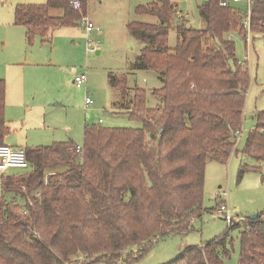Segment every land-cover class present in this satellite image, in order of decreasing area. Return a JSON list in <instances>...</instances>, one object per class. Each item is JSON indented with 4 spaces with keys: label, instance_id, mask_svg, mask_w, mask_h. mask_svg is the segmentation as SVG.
Returning a JSON list of instances; mask_svg holds the SVG:
<instances>
[{
    "label": "trees",
    "instance_id": "obj_1",
    "mask_svg": "<svg viewBox=\"0 0 264 264\" xmlns=\"http://www.w3.org/2000/svg\"><path fill=\"white\" fill-rule=\"evenodd\" d=\"M71 1L17 4L14 23L26 29L29 44L36 37L46 41L53 30L80 23L88 0H80L81 10ZM175 8L172 0H151L136 12L155 16L157 22L127 24L143 45L132 69L158 73L163 86L153 94L163 105L149 108L142 88L128 99L127 77L108 76L120 94L116 105L140 119L142 128L87 125L81 152L71 140L26 147L28 169L3 175L0 264L136 262L167 236L190 233L194 220L207 211V164L228 163L238 153L236 135L243 125L250 75L237 60L230 33L246 35L247 30L241 12L220 0L198 6L204 22L200 29L187 26L183 16L176 24ZM58 9L61 13L54 14ZM171 28L177 30L174 48ZM250 30L264 35V0L253 1ZM5 109L6 82L0 79V144L11 133ZM242 155L257 164L241 165L240 177L261 170L264 111L257 113ZM231 228L241 229L238 264H264V212ZM227 238L228 233L189 245L168 264H226ZM132 248L137 251L126 256Z\"/></svg>",
    "mask_w": 264,
    "mask_h": 264
},
{
    "label": "rangeland",
    "instance_id": "obj_2",
    "mask_svg": "<svg viewBox=\"0 0 264 264\" xmlns=\"http://www.w3.org/2000/svg\"><path fill=\"white\" fill-rule=\"evenodd\" d=\"M177 16L182 13L189 27L203 28L198 6L205 0H174ZM47 0H0V79L6 82L5 118L11 133L5 143L12 146H49L55 142L73 141L83 146L85 126L98 125L105 128L140 129L143 122L133 118L127 109L116 103L120 94L109 84V73L126 76L128 99L135 88L147 92V106L163 105V99L154 95L155 88L163 82L153 70L133 71L132 66L143 46L127 28L132 21L157 22L152 15L136 12L139 4L149 0H88L86 13L102 31L87 35L81 23L64 26L50 32L46 41L36 37L32 44L26 41L24 28L14 23L17 4L43 3ZM246 20L247 4L231 3ZM58 15L61 10H55ZM246 35L233 32L237 60L248 69L250 86L246 95L243 125L237 132L238 153L232 154L228 163L210 161L206 167L203 207L207 211L193 222V230L185 235L171 234L160 240L142 259L118 264H168L189 245H201L228 233L227 249L230 256L226 264H238L241 252L239 228L229 229L224 216L216 211L221 202L237 223H243L256 213L264 212V161L261 170L247 171L242 177L239 171L245 165L257 164L243 156L247 138L256 128L257 113L264 111V35L246 28ZM89 38L98 42L97 51H89ZM177 44V30L171 28L169 45ZM235 66L234 62L232 63ZM87 73V82L78 87L74 79ZM89 97L93 103L86 106ZM102 119V122H100ZM153 145V143H152ZM25 170L11 169L8 173ZM2 188L0 187V195ZM6 197L12 199L7 193ZM23 204L24 200L18 198ZM137 248L128 249L127 254ZM78 261H82L80 256ZM92 264H109L98 261Z\"/></svg>",
    "mask_w": 264,
    "mask_h": 264
},
{
    "label": "built area",
    "instance_id": "obj_3",
    "mask_svg": "<svg viewBox=\"0 0 264 264\" xmlns=\"http://www.w3.org/2000/svg\"><path fill=\"white\" fill-rule=\"evenodd\" d=\"M151 1V0H149ZM254 0H220L221 5L228 6L231 3H239L245 2L247 4V14L246 20L244 21V25L246 28L250 29V20H251V12H252V4ZM72 6L75 9L81 10L82 3L80 0H72ZM81 25L83 26L84 30L86 31L87 35L90 36L92 32L100 33L102 29L97 26L89 17L86 15L80 21ZM231 37V35H230ZM99 42V41H98ZM98 42L95 41L94 38H89L87 43V48L89 51H97L99 49ZM87 82V73H81L77 75L74 79V83L78 87H82ZM93 103L92 99L86 97L85 104L89 106ZM102 122V119H100ZM76 150L78 152L82 151V146H77ZM81 160L83 157L81 155ZM29 167V162L27 159V154L25 148L22 147H12L8 144H0V187L2 185V177L5 174H8L9 170L11 169H21L26 170ZM39 196V194H38ZM27 213V211H25ZM218 216H224L225 219L228 221L229 226L236 223L234 218L230 215V212L225 204H222L219 209L216 211Z\"/></svg>",
    "mask_w": 264,
    "mask_h": 264
},
{
    "label": "crops",
    "instance_id": "obj_4",
    "mask_svg": "<svg viewBox=\"0 0 264 264\" xmlns=\"http://www.w3.org/2000/svg\"><path fill=\"white\" fill-rule=\"evenodd\" d=\"M173 1V3L176 5V11H177V6H178V4H177V2H175L174 0H172ZM43 3H45V2H43ZM30 4V3H29ZM148 4V3H147ZM234 4H236V3H234ZM140 5V4H139ZM143 5H146V4H143ZM137 8V7H136ZM178 12V11H177ZM178 16H183L182 15V13H179L178 14ZM184 17V16H183ZM24 28V27H23ZM24 33H25V38H26V29L24 28ZM101 33V32H100ZM26 41H27V38H26ZM16 147H20V146H16ZM22 148H24V147H22Z\"/></svg>",
    "mask_w": 264,
    "mask_h": 264
},
{
    "label": "water",
    "instance_id": "obj_5",
    "mask_svg": "<svg viewBox=\"0 0 264 264\" xmlns=\"http://www.w3.org/2000/svg\"><path fill=\"white\" fill-rule=\"evenodd\" d=\"M257 215H258V213H256V214L252 215V218H255Z\"/></svg>",
    "mask_w": 264,
    "mask_h": 264
}]
</instances>
